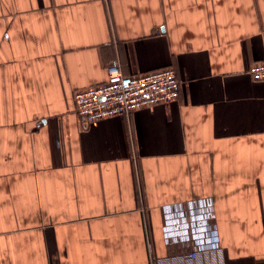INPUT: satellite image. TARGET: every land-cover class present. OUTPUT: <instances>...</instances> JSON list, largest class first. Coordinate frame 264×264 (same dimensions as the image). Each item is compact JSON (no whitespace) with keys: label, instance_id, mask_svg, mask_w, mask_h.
<instances>
[{"label":"crops","instance_id":"obj_1","mask_svg":"<svg viewBox=\"0 0 264 264\" xmlns=\"http://www.w3.org/2000/svg\"><path fill=\"white\" fill-rule=\"evenodd\" d=\"M114 59L179 98L85 124ZM263 59L264 0H0V264H192L165 213L202 197L199 264H264Z\"/></svg>","mask_w":264,"mask_h":264},{"label":"built area","instance_id":"obj_2","mask_svg":"<svg viewBox=\"0 0 264 264\" xmlns=\"http://www.w3.org/2000/svg\"><path fill=\"white\" fill-rule=\"evenodd\" d=\"M106 81L74 93L75 112L91 124L97 120L128 115L143 107L179 98L181 82L173 67L126 74L119 59L107 68ZM255 80H264V59L248 69ZM43 120L37 122L41 126ZM164 239L169 256L187 257L199 264L205 253L219 247L213 203L202 197L169 205L165 213Z\"/></svg>","mask_w":264,"mask_h":264},{"label":"trees","instance_id":"obj_3","mask_svg":"<svg viewBox=\"0 0 264 264\" xmlns=\"http://www.w3.org/2000/svg\"><path fill=\"white\" fill-rule=\"evenodd\" d=\"M261 61V60H260ZM256 62H258V61H256ZM255 63V62H254Z\"/></svg>","mask_w":264,"mask_h":264}]
</instances>
